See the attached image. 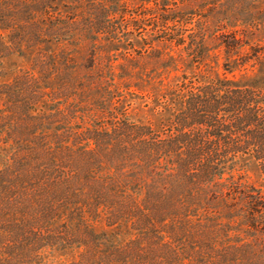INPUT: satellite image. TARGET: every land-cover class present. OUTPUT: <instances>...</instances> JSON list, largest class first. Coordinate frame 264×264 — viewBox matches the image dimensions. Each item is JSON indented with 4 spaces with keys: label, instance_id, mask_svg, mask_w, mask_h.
Segmentation results:
<instances>
[{
    "label": "trees",
    "instance_id": "16d2710c",
    "mask_svg": "<svg viewBox=\"0 0 264 264\" xmlns=\"http://www.w3.org/2000/svg\"><path fill=\"white\" fill-rule=\"evenodd\" d=\"M204 39L203 33L193 40L191 61H200ZM222 44L228 54L237 49L240 55L226 61L228 73L239 58V65L248 58L245 46L254 53L264 50L236 36ZM196 77L159 78L140 96L148 108L141 120L129 112L134 99L118 109L124 95H112L110 122L81 138L85 148L76 151V234L44 228L48 211L56 208L47 201L48 171L32 164L23 170L32 198H11L10 204L14 210L29 206L31 213L10 215L6 226L0 221V239L12 248L0 252V264H74L75 241L76 264H260L264 77L259 82L226 73ZM193 125H199L197 132ZM9 153L0 144V197L16 186L1 185L4 178H18L11 162L13 167L25 157ZM253 176L259 185L251 182ZM10 227L13 233L5 231ZM144 252L153 257L141 260Z\"/></svg>",
    "mask_w": 264,
    "mask_h": 264
},
{
    "label": "rangeland",
    "instance_id": "374dc122",
    "mask_svg": "<svg viewBox=\"0 0 264 264\" xmlns=\"http://www.w3.org/2000/svg\"><path fill=\"white\" fill-rule=\"evenodd\" d=\"M203 33L200 61H191L193 40ZM233 36L264 46V0H0V144L9 154H25L9 167L18 178L1 184L16 185L0 197L4 226L10 215L31 213L25 205L14 210L10 199L31 200L23 170L32 164L48 171L47 201L56 205L44 228L76 234V151L95 127L110 122L113 94L124 95L118 109L134 99L129 112L141 120L148 108L140 96L162 77L176 81L186 73L201 80L226 73L261 81L264 50L254 53L249 45L245 62L239 65V58L234 73L225 70L227 60L240 56L222 44ZM251 182L260 184L255 176ZM3 240L0 252L12 253ZM76 247L75 241L74 264ZM83 250L88 256L92 251ZM149 255L142 253L141 260Z\"/></svg>",
    "mask_w": 264,
    "mask_h": 264
}]
</instances>
